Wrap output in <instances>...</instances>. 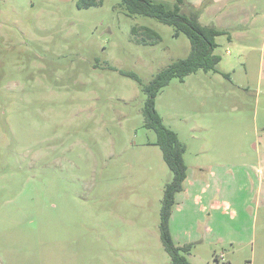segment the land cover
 <instances>
[{"label":"rangeland","instance_id":"rangeland-1","mask_svg":"<svg viewBox=\"0 0 264 264\" xmlns=\"http://www.w3.org/2000/svg\"><path fill=\"white\" fill-rule=\"evenodd\" d=\"M193 8L225 33L218 72L174 78L156 98L194 182L170 231L192 264H264V0L182 12ZM190 52L120 0H0V264H171L160 221L174 175L124 73L146 85Z\"/></svg>","mask_w":264,"mask_h":264},{"label":"trees","instance_id":"trees-1","mask_svg":"<svg viewBox=\"0 0 264 264\" xmlns=\"http://www.w3.org/2000/svg\"><path fill=\"white\" fill-rule=\"evenodd\" d=\"M80 9L99 6L105 0H76ZM122 7L130 16H143L154 18L161 23L175 29V35L185 34L191 42V52L185 59L173 63L167 69L158 73L150 83L143 85L142 80L133 73H124L137 80L147 95L143 115L145 126L157 134L156 144L161 148L163 157L171 171L173 180L164 192L161 209L160 232L165 250L171 257V264H192L187 255L191 253L192 245H177L170 231V219L176 204V194L183 191V184L187 179L188 166L185 162L186 146L180 141L178 134L168 128L156 110V98L163 88L167 87L174 78L182 81L193 73L203 70L205 72H218L217 66L221 56L215 54L217 37L223 31L214 26L203 25L200 21V12L193 10L191 14L182 12L185 0H176L172 8L164 1L156 0H120ZM142 30L134 29L135 34ZM142 33V42L158 39V34L150 28H145ZM148 43V42H147ZM227 77V75H225Z\"/></svg>","mask_w":264,"mask_h":264},{"label":"crops","instance_id":"crops-1","mask_svg":"<svg viewBox=\"0 0 264 264\" xmlns=\"http://www.w3.org/2000/svg\"><path fill=\"white\" fill-rule=\"evenodd\" d=\"M159 1H163V0H159ZM193 10H195V8H193ZM196 10H197V9H196ZM197 11L200 12V10H197ZM199 168H200V169H203V166L200 165ZM189 171H190V169H188V174H187L188 176H187V179H186L185 182H184V189H183V191H181V193L179 192V196H180V197L184 195V192H187V191H188V190H187V186H188L189 188H191V187L193 186V183H194V182H192L193 178L189 176ZM182 194H183V195H182ZM172 217H173V216H171V219H172ZM171 219H170V225H171Z\"/></svg>","mask_w":264,"mask_h":264}]
</instances>
